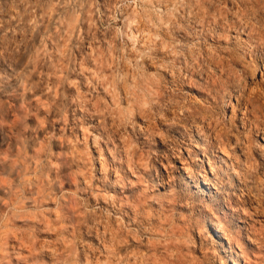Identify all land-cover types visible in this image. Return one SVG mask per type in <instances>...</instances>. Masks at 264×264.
I'll list each match as a JSON object with an SVG mask.
<instances>
[{
    "label": "clouds",
    "instance_id": "1",
    "mask_svg": "<svg viewBox=\"0 0 264 264\" xmlns=\"http://www.w3.org/2000/svg\"><path fill=\"white\" fill-rule=\"evenodd\" d=\"M0 264H264V0H0Z\"/></svg>",
    "mask_w": 264,
    "mask_h": 264
},
{
    "label": "rangeland",
    "instance_id": "2",
    "mask_svg": "<svg viewBox=\"0 0 264 264\" xmlns=\"http://www.w3.org/2000/svg\"><path fill=\"white\" fill-rule=\"evenodd\" d=\"M193 95L195 96L196 93L194 92ZM201 189L205 192H210L211 191V188L210 187H206L204 185H200ZM213 239L218 242L219 244H224L225 241L223 240V238L220 236V235H217V234H213Z\"/></svg>",
    "mask_w": 264,
    "mask_h": 264
}]
</instances>
